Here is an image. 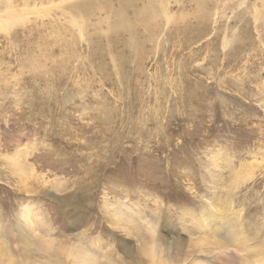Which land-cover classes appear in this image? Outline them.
Listing matches in <instances>:
<instances>
[{
    "label": "rangeland",
    "instance_id": "374dc122",
    "mask_svg": "<svg viewBox=\"0 0 264 264\" xmlns=\"http://www.w3.org/2000/svg\"><path fill=\"white\" fill-rule=\"evenodd\" d=\"M159 262L264 264V0H0V264Z\"/></svg>",
    "mask_w": 264,
    "mask_h": 264
},
{
    "label": "bare ground",
    "instance_id": "6f19581e",
    "mask_svg": "<svg viewBox=\"0 0 264 264\" xmlns=\"http://www.w3.org/2000/svg\"><path fill=\"white\" fill-rule=\"evenodd\" d=\"M204 217V221H205V223L208 225H210V223H209V221H208V218L207 217H205V216H203ZM232 223V222H231ZM229 224V223H228ZM235 226L233 225V224H229L228 225V228L226 229V233H227V235H228V237L229 238H231V239H236L237 238V235H238V233H236V231H235ZM146 251H148V250H146ZM151 252H148V253H150V254H154L153 253V250H150ZM77 253H79L78 251H77ZM85 256H86V254L83 256V259H90L88 256H87V258H85ZM154 257V256H153ZM170 258V257H169ZM92 259V261L94 260L93 258H91ZM91 259H90V261H91ZM151 261H152V263H154V261H153V259L151 258ZM87 263H88V261H87ZM89 263H91V262H89ZM164 263V262H163ZM94 264V263H93ZM159 264H161L160 262H159Z\"/></svg>",
    "mask_w": 264,
    "mask_h": 264
}]
</instances>
